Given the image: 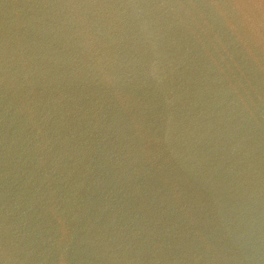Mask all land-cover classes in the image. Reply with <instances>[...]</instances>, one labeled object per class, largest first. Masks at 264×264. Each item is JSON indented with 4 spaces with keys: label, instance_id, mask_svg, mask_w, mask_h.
<instances>
[{
    "label": "water",
    "instance_id": "1",
    "mask_svg": "<svg viewBox=\"0 0 264 264\" xmlns=\"http://www.w3.org/2000/svg\"><path fill=\"white\" fill-rule=\"evenodd\" d=\"M0 264H264V0H0Z\"/></svg>",
    "mask_w": 264,
    "mask_h": 264
}]
</instances>
